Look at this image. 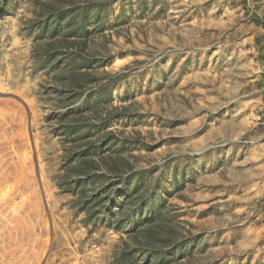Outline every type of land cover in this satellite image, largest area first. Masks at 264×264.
Wrapping results in <instances>:
<instances>
[{"label": "rangeland", "instance_id": "374dc122", "mask_svg": "<svg viewBox=\"0 0 264 264\" xmlns=\"http://www.w3.org/2000/svg\"><path fill=\"white\" fill-rule=\"evenodd\" d=\"M137 1L0 0V264H264V14ZM222 43L263 55L190 65Z\"/></svg>", "mask_w": 264, "mask_h": 264}, {"label": "crops", "instance_id": "0c3cea01", "mask_svg": "<svg viewBox=\"0 0 264 264\" xmlns=\"http://www.w3.org/2000/svg\"><path fill=\"white\" fill-rule=\"evenodd\" d=\"M137 3L164 6L166 18L172 15L176 21L181 20L182 28L175 30V36H192L195 32L202 31L214 36L226 37L229 42H232L231 38L237 34L246 33L247 26L239 23L240 16L248 6H254L256 10L258 9L264 14V0H138ZM162 10L163 8L160 9V14L163 13ZM255 18L259 17L255 16ZM260 22L258 20L252 24L258 31L263 29ZM230 44L222 43L219 46L213 44L198 47L189 60L190 65L196 62L197 65L209 69L218 64L238 63L241 68L245 69L246 66L243 63L247 61L248 54L250 53L249 56L252 59H256L260 52V46L248 49L247 46L240 45V43ZM262 51L264 52V49ZM263 52L259 55H263ZM181 61V63H185L182 64V68H185L188 60ZM241 64L243 65L241 66Z\"/></svg>", "mask_w": 264, "mask_h": 264}]
</instances>
